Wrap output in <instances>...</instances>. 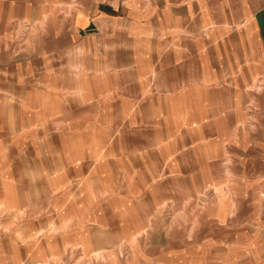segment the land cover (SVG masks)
<instances>
[{"label": "crops", "instance_id": "obj_1", "mask_svg": "<svg viewBox=\"0 0 264 264\" xmlns=\"http://www.w3.org/2000/svg\"><path fill=\"white\" fill-rule=\"evenodd\" d=\"M263 0H0V264H264Z\"/></svg>", "mask_w": 264, "mask_h": 264}, {"label": "built area", "instance_id": "obj_2", "mask_svg": "<svg viewBox=\"0 0 264 264\" xmlns=\"http://www.w3.org/2000/svg\"><path fill=\"white\" fill-rule=\"evenodd\" d=\"M262 8H263V10H264V0L262 1Z\"/></svg>", "mask_w": 264, "mask_h": 264}]
</instances>
